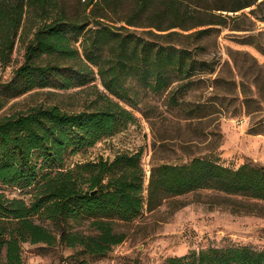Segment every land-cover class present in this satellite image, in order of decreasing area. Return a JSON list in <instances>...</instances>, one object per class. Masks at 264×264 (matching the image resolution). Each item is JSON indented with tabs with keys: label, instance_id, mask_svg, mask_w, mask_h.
I'll list each match as a JSON object with an SVG mask.
<instances>
[{
	"label": "trees",
	"instance_id": "obj_1",
	"mask_svg": "<svg viewBox=\"0 0 264 264\" xmlns=\"http://www.w3.org/2000/svg\"><path fill=\"white\" fill-rule=\"evenodd\" d=\"M82 1L71 9L69 0H0V63H9L20 34L32 36L22 66L0 83V111L31 91L84 89L96 77L106 92L88 112L40 106L0 116V187L28 197L0 193V264H25L23 244L63 245L78 257L103 259L126 239L127 226L199 190L234 199V214L264 217V168L230 169L201 158L160 164L145 189L140 153L68 163L135 125L121 103L137 109L140 93H167L169 105L184 106L215 74L216 66L200 59L203 38L223 21L214 13L261 8L264 0ZM209 108L191 113L206 118ZM162 264H264V250L207 247Z\"/></svg>",
	"mask_w": 264,
	"mask_h": 264
},
{
	"label": "rangeland",
	"instance_id": "obj_2",
	"mask_svg": "<svg viewBox=\"0 0 264 264\" xmlns=\"http://www.w3.org/2000/svg\"><path fill=\"white\" fill-rule=\"evenodd\" d=\"M77 3L78 0H69L71 9H76ZM214 14L222 16L223 21L210 27V34L202 40L205 49L200 55L201 60L216 66L210 81L198 85L184 98L185 105L181 107L169 105L167 93L147 96L140 93L137 109L121 103L136 117V124L69 158L68 163L140 153L145 189L152 167L160 164L186 165L201 158L230 169L244 164L264 168V6ZM31 39L29 32L18 36L9 63H0V83L9 82L13 72L22 66ZM98 93L106 94L98 77L84 89L34 90L10 100L0 116L40 106H55L71 114L88 112L102 104ZM195 106L210 107L206 118L193 117ZM0 193L9 199L28 198L14 189L0 187ZM231 200L234 199L212 190H199L170 200L127 226L126 239L103 259L78 257L75 250L63 245L23 244V262L162 264L169 257H182L207 247L235 246L263 251L264 217L234 214Z\"/></svg>",
	"mask_w": 264,
	"mask_h": 264
}]
</instances>
